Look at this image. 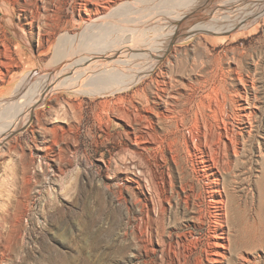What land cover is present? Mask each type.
<instances>
[{"label":"rangeland","instance_id":"obj_1","mask_svg":"<svg viewBox=\"0 0 264 264\" xmlns=\"http://www.w3.org/2000/svg\"><path fill=\"white\" fill-rule=\"evenodd\" d=\"M185 2L1 4L7 17L0 19V264H207L214 248L219 254L215 264H264V3L259 12L248 14L254 24L174 41L159 66L121 93L90 95L60 88L20 114L15 127L9 120L8 103L21 96L12 92L18 84L38 70L44 77L55 72L70 45L96 37L89 30L93 23L113 20L128 29L133 23L122 17L131 16L130 4H153L149 13ZM202 6L205 14L204 1ZM105 12L109 17L101 18ZM154 33L148 31L147 38ZM159 75L171 79L175 96L191 97L192 110L223 116L222 121L216 117L217 125L226 122V128L217 126L221 144L227 137L234 142L236 156L222 146L216 167L226 216L215 225L224 237L215 247L211 215L220 204L211 205L212 180L204 183L200 154H188L182 138L168 145L146 122L136 125L133 120L140 117L131 104L117 101V96L132 97L140 107L144 98L155 99ZM99 79L105 76L98 74ZM145 87L146 95L141 92ZM123 106L132 112L131 119L123 117ZM188 130L186 125L179 132L193 148Z\"/></svg>","mask_w":264,"mask_h":264},{"label":"bare ground","instance_id":"obj_2","mask_svg":"<svg viewBox=\"0 0 264 264\" xmlns=\"http://www.w3.org/2000/svg\"><path fill=\"white\" fill-rule=\"evenodd\" d=\"M5 1L7 0H0V19H3V17L6 15L4 14L1 5L2 3L4 4ZM203 1L207 5L205 7V10H208L205 14L202 10ZM263 3L264 0H186V2L181 5L177 4L174 6H170V8L166 6H161L162 9L160 10V12L149 13H146L145 11L152 10L154 8L153 4L144 5L143 8L138 7L136 3L130 4V7L134 8V10L131 11V16H128L129 14H126L125 17H122L123 20L133 23L131 24L132 26L130 28L121 29L119 25L111 24L113 20H111L112 22H104L99 24L93 23L92 26H90L89 30H92V33L96 35V37L93 39L87 38L83 43H76L70 45L68 48V52L67 50H65V55L62 56L61 60H59L58 63L56 62V67L58 68L54 70L55 72L50 71L53 68H48L49 70L46 71H50V73L47 72L48 74L44 77L42 76L43 74L41 75L40 72V74L38 73L39 70H36V76L31 75L30 77L26 78L23 82L19 83L16 90H13L12 92H14L15 95L21 96H19V98L15 97L16 100L10 101L7 105L9 108V120H11L13 127H15L17 122H15L14 120L17 119L20 114L25 112L27 108H29V110H33V108L37 104L42 102L46 96L53 94L60 88H69L76 92H84L90 95H94L96 93H100L103 95L108 93H121L123 92V90H126L130 86L140 82L143 78H145V76H147L157 66H159V63L162 62L167 50L172 47L174 41H178L183 38H189L196 32L217 34L221 31L230 30L232 27H236L235 25L237 24H241V26H238L240 28L243 27V25L245 24H254L256 19H253V21L250 20L248 18V14L252 12H259V6ZM125 4L126 2L122 3V5ZM211 9L213 10L212 12H210ZM120 10L124 11L123 9ZM8 13V19L11 22L13 21L12 11L10 10V12ZM99 16H97V18ZM105 17H109V14L107 12L103 13L101 16V18ZM89 22L91 25V21ZM148 31L155 32L154 37L148 39ZM105 41H109L110 43L107 44ZM96 43H98V45L95 46ZM3 50H6L5 46L3 47ZM53 56L55 57V55ZM88 60L90 61L87 62ZM64 72L67 73L62 76V78L58 79L59 76ZM98 74L100 76H105V80H96ZM159 74L163 76L165 75V72H160ZM160 75L159 78L155 79L156 90L153 93L155 94V96L153 97L155 99L151 100L148 97H146V99L144 98V104L140 107H137L134 104L132 97L122 95L117 96V101L120 103L128 102L129 104H131L130 106L133 108L135 114L139 115L140 117L138 120H133V123H135L136 125L146 122L148 126L152 129V132L154 134H159L164 140L166 139L168 141V145L176 144L177 142H179L178 140L182 138L185 146L184 149L188 152V154L192 152L200 154L199 161L204 165L203 166L201 164L202 168L200 169L203 172V176L205 177L204 179H206V182L204 181V183L207 184V179L212 180L210 184L212 187L209 185V189L211 188L209 193H212V199L209 200H212L211 205L213 204V206L214 203L215 205L218 203L220 204L217 205L219 209L218 211L217 209L212 208L215 211L213 212V215H211L213 217L212 225H214L215 227V225L217 224L218 226L219 220L220 222L224 220V217L226 216V210L224 209V212L222 208L224 201L221 198V191L218 189L220 176L217 172L216 167L219 163H221L220 159L224 154H222V146L225 148L224 151L227 155L230 154L231 156L233 154H237L234 152V146V151L232 150V144L234 142L232 139L230 140V138L227 137V141L221 144V140L223 139V134L221 132L222 129L220 130V128L217 127L221 124V122L217 125V116L215 114V110V112H206V110L199 109L192 110V107H188V105L192 101L191 97L187 95H181V98L178 97L179 95L175 96V94L170 91L171 87L169 81L171 79L169 78V81L166 80L165 77L161 79ZM86 78H88V80ZM40 79L41 81H39ZM46 79H48L49 81ZM242 80H240L239 77L238 82H240V84L243 83L244 86H247L245 85V82H243L244 80ZM142 90L145 91V93ZM142 90L141 92L146 95L147 87H145L144 89L142 88ZM22 94L27 95L26 97H24V95L22 96ZM136 94L139 95V92H136ZM170 101H173L175 105L172 104L173 106L169 107V105L171 104ZM179 102L181 103L180 105H178ZM123 107V117H126V119L128 120L131 119L132 117H130V113L132 112L128 110V107V109L125 106ZM164 108L168 110H165ZM27 112L28 115L31 114L30 111ZM221 112L222 111H220L219 114ZM221 118H219L220 121H222ZM28 119L29 117L25 119L22 124H19L18 127L24 126L27 123L26 121ZM2 122L3 120L0 119V124ZM225 124L226 122L224 123V125ZM186 125L187 128H189L190 132H193V148L190 145V141L184 137V134L179 132L180 128L185 127ZM224 125H220L221 128L226 126ZM14 130H16V128H13V130L9 131L8 134L13 133ZM8 134L6 133V135ZM225 136L226 135L224 134V137ZM159 140L162 141V139ZM178 150L176 151L177 153ZM169 151L171 153V150ZM225 155L223 157H225ZM183 185L184 187H182V189L184 190L185 184ZM209 189H207L206 191H208ZM221 224L222 223H220V225ZM212 231L214 232V235L212 234L213 238L218 241L217 243L212 241L213 243H215L213 244V246L215 247L216 245H219L220 237L222 238V240L224 239V237L223 235H220L223 233H220L219 235L217 234L216 231L218 230H216V227L213 228ZM212 251V254L207 257V264H215V262L219 258V254L215 252V248L212 249Z\"/></svg>","mask_w":264,"mask_h":264}]
</instances>
